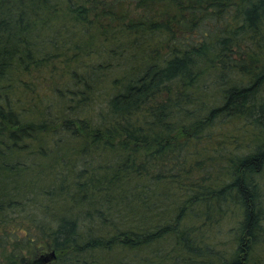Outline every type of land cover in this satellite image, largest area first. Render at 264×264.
Instances as JSON below:
<instances>
[{"label": "trees", "instance_id": "16d2710c", "mask_svg": "<svg viewBox=\"0 0 264 264\" xmlns=\"http://www.w3.org/2000/svg\"><path fill=\"white\" fill-rule=\"evenodd\" d=\"M263 93L264 0H0V226L51 264H264Z\"/></svg>", "mask_w": 264, "mask_h": 264}, {"label": "rangeland", "instance_id": "374dc122", "mask_svg": "<svg viewBox=\"0 0 264 264\" xmlns=\"http://www.w3.org/2000/svg\"><path fill=\"white\" fill-rule=\"evenodd\" d=\"M262 95L264 96V93ZM37 170H39L43 175L45 174L44 180H50L52 178L51 172H49L50 171L49 168H38ZM262 181L264 184V178L262 179ZM13 218L15 219H11L6 225L0 226V236H3L7 242V246L5 247L0 246V264H45L42 262V257L47 253H49V251H51L49 245H42L43 242L37 241L38 240L37 238L33 242H29L28 244L24 242L17 243V245L15 246L11 244L14 241V238H12L13 235L14 234L17 235L18 238L23 237L25 234V229L28 225L27 220L22 221L21 216L14 215ZM19 223H20L19 226L22 228H20V230H17L16 225ZM13 250H15L16 253H19L24 260L21 261V259L12 258L10 254ZM119 257H120L119 251L117 250L111 251L107 258L109 262L108 264H113V263L115 264V262L119 259ZM51 260L53 261L54 258ZM51 260L49 261V264L52 263Z\"/></svg>", "mask_w": 264, "mask_h": 264}, {"label": "water", "instance_id": "95a60500", "mask_svg": "<svg viewBox=\"0 0 264 264\" xmlns=\"http://www.w3.org/2000/svg\"><path fill=\"white\" fill-rule=\"evenodd\" d=\"M55 258V252L53 250L49 251L46 255L42 257V262H49L51 259Z\"/></svg>", "mask_w": 264, "mask_h": 264}]
</instances>
